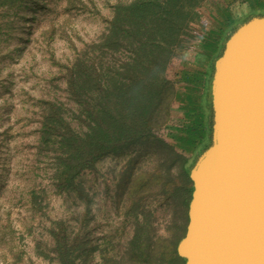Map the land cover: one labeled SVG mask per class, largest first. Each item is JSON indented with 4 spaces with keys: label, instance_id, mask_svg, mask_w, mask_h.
Returning <instances> with one entry per match:
<instances>
[{
    "label": "trees",
    "instance_id": "trees-1",
    "mask_svg": "<svg viewBox=\"0 0 264 264\" xmlns=\"http://www.w3.org/2000/svg\"><path fill=\"white\" fill-rule=\"evenodd\" d=\"M212 1L221 2L119 1L104 19L102 35L77 50L73 59L62 62L49 52L57 71L51 77L50 92L34 104L36 136L28 143L25 178L13 187L12 198L27 206L29 234L45 218L50 221L47 237L42 238L41 232V237L33 239L39 257L50 264H186L177 247L189 223L194 191L191 171L212 145V103V126L206 140L197 133L201 121L194 119L188 121L193 126L180 129L178 145L163 131L169 127L174 105L182 102L173 66L193 50ZM247 3L249 16L230 30L227 41L242 24L264 15V2ZM51 4L0 0V45L15 37L23 10L30 11L29 21H37L42 9L50 19L41 32L49 50L58 29L65 31L72 17L61 24L53 18L58 3L51 0ZM63 7L68 14L100 13L95 0H65ZM232 18L227 14V22ZM224 49L225 44L213 62L210 89L215 62ZM109 160L121 168L113 170L111 182L105 180V195L122 220L100 234L92 186H87L86 177H97ZM51 195L64 196L78 207L71 220L49 218ZM159 213L168 219L166 235L159 234L155 223ZM11 232V213L0 212V233ZM16 255L19 260L21 254Z\"/></svg>",
    "mask_w": 264,
    "mask_h": 264
},
{
    "label": "rangeland",
    "instance_id": "rangeland-1",
    "mask_svg": "<svg viewBox=\"0 0 264 264\" xmlns=\"http://www.w3.org/2000/svg\"><path fill=\"white\" fill-rule=\"evenodd\" d=\"M42 1L46 7L52 6L51 0ZM119 1L125 0H95V6L100 13L79 11L68 14L63 7L65 0H56L59 7L53 18L57 17V21L62 24L65 23L67 16L72 17L65 31L58 29L49 45V50L46 49V43L41 36L42 30L49 25L48 13L41 9L38 14L39 19L29 21L27 14L30 11L25 9L20 13L22 17L18 20L20 29L15 33V37L0 45V212L4 214L10 212L13 219V232L7 235L0 233V264H50L48 260L36 254L33 241L34 237H41V232H43L42 238L47 237L46 227L50 226V221L45 218L43 224L39 225L34 233L29 234L25 226L30 219L27 206L18 199H12L15 195L13 187L25 178L22 177L25 173L23 164L29 163V159L26 158L29 155L28 143L33 142L36 136L37 123L34 112L37 107L34 104L52 89L51 77L56 73L57 66L50 59L49 52L52 51L62 62L73 59L77 50L102 35L105 30L104 19L110 17L111 6ZM260 1L264 2V0ZM249 11L247 0L212 1L207 6L206 21L198 27L193 50L187 59L177 60L172 69V77L178 84L181 97L191 84L188 74L193 68L196 69L193 63L196 59H200L199 52L206 53V47L212 40L213 33L223 29L227 14L231 13L235 18L243 21L249 16ZM182 106V103L177 101L173 107L169 127L163 131V135L175 145L179 144L182 136L180 129L187 126ZM117 163L109 160L104 163L97 177L92 174L86 177L87 186H92L90 192L96 203L95 209L101 223L100 234L118 226L122 220V217L116 215L111 200L105 195L104 182L105 180L111 182L114 176L113 170L121 168V164L116 167ZM9 199L12 201L9 202ZM77 208L72 200L64 196L51 195L48 215L54 220H71ZM155 218L159 234L166 235L168 219L161 213ZM38 222L39 219L36 221V226ZM16 254H21L19 260Z\"/></svg>",
    "mask_w": 264,
    "mask_h": 264
},
{
    "label": "water",
    "instance_id": "water-1",
    "mask_svg": "<svg viewBox=\"0 0 264 264\" xmlns=\"http://www.w3.org/2000/svg\"><path fill=\"white\" fill-rule=\"evenodd\" d=\"M212 145L191 171L186 264H264V15L215 62Z\"/></svg>",
    "mask_w": 264,
    "mask_h": 264
},
{
    "label": "crops",
    "instance_id": "crops-1",
    "mask_svg": "<svg viewBox=\"0 0 264 264\" xmlns=\"http://www.w3.org/2000/svg\"><path fill=\"white\" fill-rule=\"evenodd\" d=\"M239 23L240 20L237 18H232L228 22L225 20V28L213 33L212 40L206 47V53L200 54L199 52L200 56H198L200 59H196L197 62L193 63L196 69L193 68L190 70L191 73L188 74L191 84H189L182 96V112H184L187 126H193L192 123L188 122L190 119L201 121V128L197 133L201 134L202 141L207 139L212 126V93L209 87L212 65L218 57V53L222 51L224 44H226L230 30Z\"/></svg>",
    "mask_w": 264,
    "mask_h": 264
}]
</instances>
